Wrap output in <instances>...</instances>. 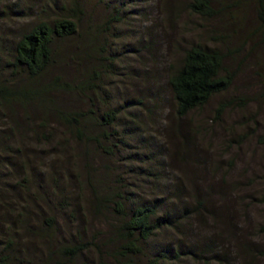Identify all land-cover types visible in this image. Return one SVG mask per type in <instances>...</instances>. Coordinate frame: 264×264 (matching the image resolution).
Instances as JSON below:
<instances>
[{
	"label": "rangeland",
	"instance_id": "1",
	"mask_svg": "<svg viewBox=\"0 0 264 264\" xmlns=\"http://www.w3.org/2000/svg\"><path fill=\"white\" fill-rule=\"evenodd\" d=\"M75 2L81 13L74 16ZM187 2L0 0V67L9 73L11 68L4 61L33 24L66 11L79 23L77 34L59 43L60 57L44 77L47 81L58 76L63 87L51 88L24 108L20 104L15 108L26 141H35L32 129L45 131L38 126L44 122L55 135L54 143L65 145L62 152L70 162L67 172L72 176L75 171L81 185L75 187L74 181V190H85L87 202L83 201L77 215L86 220L84 225L77 217L73 224L60 222L55 247L59 251L60 246L78 241L79 233L82 240L93 239L95 245L70 264H115L110 251L119 244L112 238L118 218L108 207L101 213L93 210L91 190H119L137 199L163 195L162 190L174 184L183 188L179 190L181 203L196 212L187 218L183 233L162 228L143 244L144 249L164 250L173 241L198 253L182 255L172 264H264V235L259 230L264 221V41L259 36L263 30L257 21V1L219 0L220 17L210 20L191 12ZM110 16L111 30L103 31ZM197 42L223 48L233 81L206 105L178 118L167 85L169 66ZM102 57L111 62V68L107 64L111 77L104 76L101 84L111 92V108L120 109L121 118L131 117L129 113L136 116L140 136L138 140L123 138L121 126H117L114 132L120 142L114 141L117 150L111 156L89 141L88 135L97 131L89 118L81 121L86 135L78 139L60 114L88 113L92 108L91 94L79 90V82L102 67L103 61L98 60ZM105 72L109 74L108 69ZM75 84L79 91L73 88ZM137 100L140 102L128 107ZM126 120L122 124L129 130L134 124ZM48 163H35L44 171L39 176L45 184L49 175L40 165ZM146 166L158 172V178L141 174L140 167ZM118 176L121 183L116 181ZM217 253L222 260L215 258ZM58 255L55 260L65 261Z\"/></svg>",
	"mask_w": 264,
	"mask_h": 264
},
{
	"label": "trees",
	"instance_id": "2",
	"mask_svg": "<svg viewBox=\"0 0 264 264\" xmlns=\"http://www.w3.org/2000/svg\"><path fill=\"white\" fill-rule=\"evenodd\" d=\"M256 1L257 21L263 30L259 36L264 41V0ZM218 2L219 0H188L187 7L191 12L210 20L220 17ZM76 12L81 13V9L75 2L74 16ZM66 13L53 17L50 21L41 20L33 24L13 44L11 54L9 53L11 57L4 61L11 68L10 73L0 67V264H70L72 259L81 257L95 245L93 239L82 240L84 237L79 233L76 235L78 241L64 244L57 251L55 243L60 222L73 224L72 220L76 219L74 217H77L76 221L81 225L86 221L79 220L77 216L81 212L83 201L87 202L83 193L85 190H74V181L77 182L75 187L81 185L75 171L72 176L67 172L70 162L62 152L65 145L54 143L55 135L46 129L44 122L38 126L45 128V131L32 129L35 141H26L15 111L16 104L24 108L51 88L63 87L58 76L47 81H44V77L60 57L59 43L77 34L78 21ZM112 18L116 19L115 16ZM104 23L103 31H110L111 16ZM222 49L217 45L197 42L185 48L180 60L169 66L167 85L178 118H184L194 109L206 105L213 96L231 86L233 76L225 66V53ZM98 60L103 61L102 67L79 82V90L91 94L88 98L92 108H89L88 113L60 111V114L62 120L69 124V131L78 139L86 135V127L81 121L89 118L97 129L95 135H88L89 141L95 142L102 153L111 156L117 150L114 141L120 142L114 129L121 126L123 138L138 140L139 125L138 118L132 113L128 114L131 117L125 115V118H121L120 109L111 108V92L109 94L101 86L104 76L111 77V69L107 67L108 64L111 68V62H107L105 57ZM107 69L109 74L105 72ZM22 78L27 82L23 83ZM73 88L78 90L76 84ZM100 102L102 106L99 107ZM139 102L137 100L128 107ZM6 109L10 110L8 114ZM122 119H127L135 127L131 126L127 130ZM121 143L126 145L124 140ZM152 152L154 157L159 154L156 150ZM132 153L136 151L133 150ZM148 157L151 155L148 154ZM56 159H61L66 164ZM41 160L49 161L48 165H40L47 169V184L39 176L44 171L35 167V163ZM140 170L141 174L158 178V172L147 166L140 167ZM135 171L138 170H133ZM116 181L121 183V177L118 176ZM179 190L183 188L174 184L169 190H162L163 195L155 194L149 195L150 198L137 199H132L128 194L123 195L119 190H91L90 203L93 210L101 213L108 207L118 218L117 224L113 225L112 238L119 244L112 253L110 251L115 264H172L182 255L198 253L191 247H182L179 242L173 241L164 250L154 249L148 252L143 247L162 228L181 233L182 227L186 229L187 218L196 210L181 203ZM67 210H70V214ZM259 230L264 235V221L260 223ZM107 244L111 245V235ZM261 248L264 256V240ZM56 254H59L58 258H65V261L55 260ZM215 258L222 260L218 253Z\"/></svg>",
	"mask_w": 264,
	"mask_h": 264
}]
</instances>
